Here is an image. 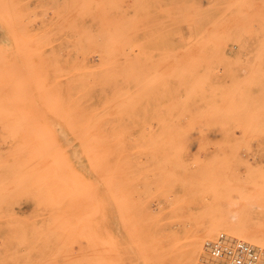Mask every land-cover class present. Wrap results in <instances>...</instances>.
Here are the masks:
<instances>
[{"label":"rangeland","instance_id":"obj_1","mask_svg":"<svg viewBox=\"0 0 264 264\" xmlns=\"http://www.w3.org/2000/svg\"><path fill=\"white\" fill-rule=\"evenodd\" d=\"M223 217L264 251V0H0V264H174Z\"/></svg>","mask_w":264,"mask_h":264},{"label":"bare ground","instance_id":"obj_2","mask_svg":"<svg viewBox=\"0 0 264 264\" xmlns=\"http://www.w3.org/2000/svg\"><path fill=\"white\" fill-rule=\"evenodd\" d=\"M87 157V156H86ZM91 160V159H90ZM95 168V167H94ZM97 168V167H96ZM96 168L94 169L96 172H97V170H96ZM72 170V169H71ZM74 170V169H73ZM101 170V169H100ZM111 170V169H110ZM78 171V170H77ZM106 171V170H105ZM105 171H103V172H105ZM113 171H114V169H113ZM112 171V172H113ZM111 172V171H110ZM77 177V176H76ZM111 177H113V176H111ZM111 177H108L107 176V181H109V180H111ZM68 178V177H67ZM106 178V177H105ZM104 178V179H105ZM69 179V178H68ZM85 179V178H84ZM115 179V178H114ZM113 179V180H114ZM103 180V179H102ZM113 180H111V181H109V182H114ZM72 181H75V179L74 180H72ZM107 181L105 180V182L107 183ZM67 182H69L68 180H67ZM108 182V183H109ZM73 183V182H72ZM77 183H79V182H77ZM70 186V183H67V186ZM75 184H73V186H74ZM90 185V184H89ZM96 185V184H95ZM103 185H104V183H103ZM109 185H112V184H109ZM72 186V185H71ZM77 186V185H76ZM76 186H74V187H76ZM85 187V186H84ZM83 186H82V188H84ZM96 187V186H95ZM111 187V186H110ZM109 187V188H110ZM114 187V186H113ZM112 187V188H113ZM72 187H70V189H71ZM78 187H76V189H77ZM81 188V187H80ZM80 188H78V190L80 189ZM88 188V187H87ZM90 189H92V186H90ZM67 190V189H66ZM82 190V189H81ZM85 190H86V188H85ZM113 190V189H112ZM69 190H67V195L69 194V192H68ZM72 191V190H71ZM77 191V190H76ZM87 191V190H86ZM107 191V190H106ZM78 192V191H77ZM92 191H90V193H91ZM115 193V192H114ZM117 193V192H116ZM116 193H115V195H116ZM81 194H82V192H81ZM83 194L84 195H86V192H84L83 191ZM82 194V197L84 196ZM66 195V196H67ZM113 195V194H112ZM89 196V195H88ZM88 196H86V197H88ZM117 196V195H116ZM121 196V195H120ZM103 197V196H102ZM113 197V196H112ZM114 198V197H113ZM117 198V197H116ZM121 198H123V197H121ZM70 199V198H69ZM73 199V198H72ZM83 199V198H82ZM82 199H81V201H82ZM84 199H85V197H84ZM86 199H88V198H86ZM84 201V200H83ZM72 205V204H71ZM80 205V204H79ZM81 206V205H80ZM71 207V206H70ZM70 207H69V209H70ZM79 210V209H78ZM77 210V211H78ZM80 210H81V208H80ZM79 210V212H81ZM72 211V210H71ZM74 211V210H73ZM79 212H77V213H79ZM79 221H77V225H79ZM230 222H227L226 221V219L223 217V218H214L211 222H207L203 227H201L200 228V230H198L197 228H196V232H194V233H189V234H191L189 237L187 236L186 238H189L188 239V241H187V239L185 238V240H186V243H187V245L186 244H184L183 242L185 241H183L182 242V245H181V248H176V249H174V252L172 253L173 255H175L176 256V254H178L179 252H180V250L182 249V250H184L183 251V253H179L178 255L179 256H177V258H179V259H177V261L175 262L176 264H194L195 263V261H196V259H197V257L199 256V254H200V252H201V249H202V246H203V239H204V237H206V236H208V235H210V234H213L216 230H218V229H223V230H227V231H233V232H237V233H239L241 236H243V237H246V238H248V239H251V240H253V241H256V242H259V241H261V238H260V236H259V233L257 234L256 232H259V231H250L249 229H247L245 226H235V225H233V224H229ZM73 224V223H72ZM72 224H71V226H72ZM74 225V224H73ZM71 226H70V228H71ZM81 226V225H80ZM79 227V226H78ZM74 228V227H73ZM72 229V228H71ZM77 229V228H76ZM70 230L68 229V232H69ZM72 232V231H71ZM71 234V233H70ZM261 235V234H260ZM74 244V243H73ZM183 244H184V247L185 246H187L186 248H184L183 247ZM73 246V245H72ZM184 249H183V248ZM80 249V248H79ZM186 249V250H185ZM77 250V249H76ZM176 250L177 251H179L178 253L176 252ZM182 250H181V252H182ZM82 252V251H81ZM80 252V253H81ZM76 256H77V254H75ZM74 255V256H75ZM78 255H79V253H78ZM82 255V253L79 255V256H81ZM74 256H73V260H74ZM78 257V256H77ZM82 257V256H81ZM80 259V258H79ZM76 261V260H75ZM81 261V260H80ZM82 262V261H81ZM75 263H77V261L75 262ZM174 263V264H175ZM199 264V263H198Z\"/></svg>","mask_w":264,"mask_h":264},{"label":"built area","instance_id":"obj_3","mask_svg":"<svg viewBox=\"0 0 264 264\" xmlns=\"http://www.w3.org/2000/svg\"><path fill=\"white\" fill-rule=\"evenodd\" d=\"M209 258L205 264H261L264 251L250 242L220 232L204 241Z\"/></svg>","mask_w":264,"mask_h":264}]
</instances>
